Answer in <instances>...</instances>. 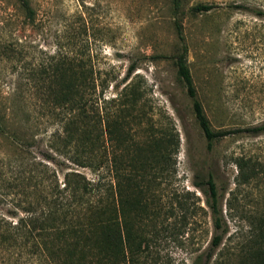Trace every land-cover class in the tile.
<instances>
[{"label": "rangeland", "instance_id": "374dc122", "mask_svg": "<svg viewBox=\"0 0 264 264\" xmlns=\"http://www.w3.org/2000/svg\"><path fill=\"white\" fill-rule=\"evenodd\" d=\"M29 2L31 15L19 0H0V109L14 100L20 108L18 117L46 121L51 112L44 107L43 90L34 87L45 85L39 71L58 50L78 54L90 60L87 65L93 67L98 82L106 80V97L118 96L127 83L141 90L136 137L154 140L158 154L166 146L168 185H157L158 174L152 191L161 206L171 209L169 226L181 232L178 239L163 240L166 249L193 264L195 255L209 247L214 224L198 186L209 172L218 187L227 227L214 256L258 236L264 217V133L230 135L214 141L209 149L193 99L177 75L175 55L185 43L199 97L214 129L263 123L264 0H182L177 14L171 0ZM200 4L214 7L195 11ZM110 106L116 109L115 103ZM44 125L46 129L37 134L39 143L29 148L31 156L42 158L48 151L59 169L76 168L96 178L90 168L76 166L51 150V133L60 127L59 119L52 116ZM28 156L27 148L18 151L0 134V214L23 213L15 204L21 198L17 185ZM240 156L258 159L261 165H257L258 177L238 184ZM177 196L185 199L184 210L177 207ZM179 239L184 241L181 246ZM0 264L19 263L0 253Z\"/></svg>", "mask_w": 264, "mask_h": 264}, {"label": "trees", "instance_id": "16d2710c", "mask_svg": "<svg viewBox=\"0 0 264 264\" xmlns=\"http://www.w3.org/2000/svg\"><path fill=\"white\" fill-rule=\"evenodd\" d=\"M171 1L174 12L179 13L182 0ZM19 2L27 14H33L29 0ZM213 7L200 4L193 9L209 11ZM175 24L183 40L181 24L178 20ZM187 54L188 47L183 43L175 55L177 75L193 99L208 148L230 135L264 133V122L226 129L212 127ZM87 63L90 60L78 54L58 50L41 67L39 78L46 79L45 85L34 87L43 90L44 107L51 112L46 121L35 122L30 115L18 117L20 108L14 100L0 109V134L18 151L27 148L29 153L17 185L21 198L15 204L23 213L0 214V253L19 264H186L163 244L167 238L178 239L181 232L169 226L171 209L165 205L167 210L162 211V202L152 191L158 174L161 179L157 185H168L166 146L158 154L154 140L136 137V127L141 123V90L127 83L118 96L106 97V80L98 82ZM52 116L59 119L60 127L51 133V150L76 166L90 168L97 173L96 178L76 168L59 169L57 159L48 151L42 158L31 156L29 148L39 143L37 134L46 129L44 124ZM257 160L236 158L238 184L259 176L257 165L261 162ZM198 186L206 196L214 231L209 247L195 255L193 264H264V217L258 236L231 252L214 256L227 233L220 194L211 172ZM185 204V199L177 196V207L184 210ZM183 244L179 239V245Z\"/></svg>", "mask_w": 264, "mask_h": 264}]
</instances>
